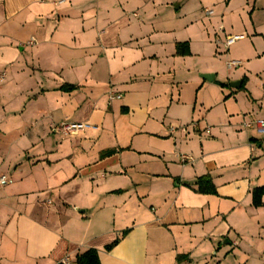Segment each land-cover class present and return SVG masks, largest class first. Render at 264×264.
Masks as SVG:
<instances>
[{
	"label": "crops",
	"instance_id": "crops-1",
	"mask_svg": "<svg viewBox=\"0 0 264 264\" xmlns=\"http://www.w3.org/2000/svg\"><path fill=\"white\" fill-rule=\"evenodd\" d=\"M1 74L0 264H264V0H0Z\"/></svg>",
	"mask_w": 264,
	"mask_h": 264
},
{
	"label": "built area",
	"instance_id": "built-area-1",
	"mask_svg": "<svg viewBox=\"0 0 264 264\" xmlns=\"http://www.w3.org/2000/svg\"><path fill=\"white\" fill-rule=\"evenodd\" d=\"M207 15H211L212 11L206 9L204 11ZM237 39V37H226V41H225V47L230 46L235 40ZM34 44V40H30L28 42V45H33ZM238 65L237 62L231 61L227 63V67L231 68V67H236ZM4 78V74L0 75V81H2ZM121 96L120 95H116L113 93H109L108 94V99L110 101L115 100V99H120ZM246 127H251L250 124H245ZM86 128V126L84 124H66V123H61L59 126L55 127L56 131H58L59 133H61L62 135H76L80 132H83L84 129ZM255 128L257 131L258 135L264 136V119L261 120H257L255 121ZM170 134H173L175 131H179L182 136H185L187 133V127L186 126H181V127H171L169 129ZM206 133H209V129H206ZM178 159L182 164H186L188 162H191L193 159L192 157L185 155V154H179L178 155ZM9 179L1 176L0 177V188L3 187L4 185L8 184ZM70 257H66L64 258L59 264H70ZM182 264H191V262L189 261H184Z\"/></svg>",
	"mask_w": 264,
	"mask_h": 264
},
{
	"label": "trees",
	"instance_id": "trees-1",
	"mask_svg": "<svg viewBox=\"0 0 264 264\" xmlns=\"http://www.w3.org/2000/svg\"><path fill=\"white\" fill-rule=\"evenodd\" d=\"M200 187V183H199ZM207 192H213V188L210 187ZM264 193V190H259L257 194ZM256 194V193H255ZM255 197V204H258V200ZM76 264H100L98 253L95 250H88L83 254L76 257Z\"/></svg>",
	"mask_w": 264,
	"mask_h": 264
},
{
	"label": "water",
	"instance_id": "water-1",
	"mask_svg": "<svg viewBox=\"0 0 264 264\" xmlns=\"http://www.w3.org/2000/svg\"><path fill=\"white\" fill-rule=\"evenodd\" d=\"M203 78L208 79L209 77L207 75H204ZM234 84H236V83H234ZM234 84L232 85L234 87L239 85V83H237L238 85H234Z\"/></svg>",
	"mask_w": 264,
	"mask_h": 264
}]
</instances>
